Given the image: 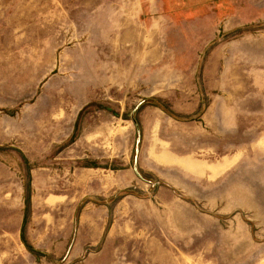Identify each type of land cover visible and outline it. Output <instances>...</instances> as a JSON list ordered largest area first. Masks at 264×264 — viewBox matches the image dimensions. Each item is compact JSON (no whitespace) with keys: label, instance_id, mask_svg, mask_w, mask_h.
<instances>
[{"label":"rangeland","instance_id":"rangeland-1","mask_svg":"<svg viewBox=\"0 0 264 264\" xmlns=\"http://www.w3.org/2000/svg\"><path fill=\"white\" fill-rule=\"evenodd\" d=\"M0 264H264V0H0Z\"/></svg>","mask_w":264,"mask_h":264}]
</instances>
